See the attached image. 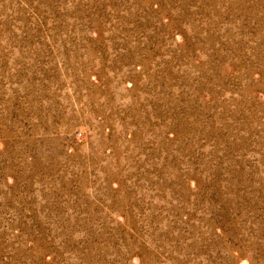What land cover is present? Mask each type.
<instances>
[{"label": "rangeland", "instance_id": "rangeland-1", "mask_svg": "<svg viewBox=\"0 0 264 264\" xmlns=\"http://www.w3.org/2000/svg\"><path fill=\"white\" fill-rule=\"evenodd\" d=\"M0 264H264V0H0Z\"/></svg>", "mask_w": 264, "mask_h": 264}]
</instances>
